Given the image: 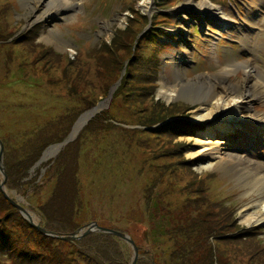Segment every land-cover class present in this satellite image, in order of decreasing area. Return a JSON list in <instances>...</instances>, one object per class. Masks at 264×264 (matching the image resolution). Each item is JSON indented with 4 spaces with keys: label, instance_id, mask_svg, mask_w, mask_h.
Instances as JSON below:
<instances>
[{
    "label": "rangeland",
    "instance_id": "1",
    "mask_svg": "<svg viewBox=\"0 0 264 264\" xmlns=\"http://www.w3.org/2000/svg\"><path fill=\"white\" fill-rule=\"evenodd\" d=\"M67 1L79 5L68 12L63 5L51 8L53 15L43 19L40 6L37 11L26 0H0V150L2 144L6 168L0 181L23 184L20 192L6 183L5 193L34 215V223L48 222L41 209L53 197L54 204L65 201L63 215L73 232L98 223L129 235L139 248L136 264H264V224L244 225L253 214L243 208L247 182L238 180L234 164L216 167L219 154L209 150L223 142V154L245 161L238 168L264 164V129H256L253 144L241 134L250 131L247 120L197 123L186 109L193 103L202 106L199 114L210 113L215 101H196L189 93L247 82L253 101L237 114L264 117V54L246 51L259 33L244 46L247 28L238 20L253 11V0H236L244 10L234 0ZM188 1L207 3L210 13L187 10ZM223 6L236 22L219 21ZM150 59H156L152 78L140 65ZM175 85L183 91L168 99L162 92L173 93ZM87 113L92 115L74 136ZM182 121L195 129H170ZM66 140L56 156L44 159ZM1 192L0 227L14 234L20 249L58 247L77 252L72 264H105L93 256L95 249L65 243L73 241L34 242L43 236L27 228L25 215ZM115 239L122 247L112 250L121 260L123 250L132 264V245ZM0 264L19 263L0 256Z\"/></svg>",
    "mask_w": 264,
    "mask_h": 264
},
{
    "label": "bare ground",
    "instance_id": "2",
    "mask_svg": "<svg viewBox=\"0 0 264 264\" xmlns=\"http://www.w3.org/2000/svg\"><path fill=\"white\" fill-rule=\"evenodd\" d=\"M71 1V0H70ZM35 4V5H34ZM26 5H34V9L40 11L39 15H42L43 19L46 17H51L53 14L50 12L51 8H61L64 10V12H68L69 9L74 7L75 5H79L78 3H73V2H68L67 0H26ZM264 5V0H258V3H255V6H263ZM38 6H40L38 8ZM187 10L192 9L194 12H198L201 15H206L209 10L208 4L207 3H201L199 7H194L193 3L191 1H188L186 4ZM38 8V9H37ZM43 9V11H41ZM49 10L46 15L45 12ZM53 10V9H52ZM258 12H261L259 9H257ZM256 11V12H257ZM257 12V13H258ZM51 13V14H50ZM222 18L224 19H230L234 21L232 18L231 14H226V11H221ZM59 15V14H55ZM40 19L42 18L39 16ZM244 22V21H243ZM241 21V23L243 24ZM246 24L249 26H258L259 29H262L261 32L258 34V39L256 40V48L258 51L263 52L264 54V12L262 16L260 17L259 20H256L254 23V19L251 18V15H249L246 20ZM251 35L248 33L243 34V43L247 45V43L250 42ZM246 66L248 69H253L250 68L249 63H246ZM233 71H225L224 73L227 74H232ZM263 73H257V76H261ZM258 80H261V78H257ZM264 84V80L263 83ZM244 88L241 85L230 83L229 85H223V86H215L213 88H210L208 92L204 95L197 96V94L189 93V96L195 97L196 101L209 98V99H215V101L212 103V109L210 110V113L206 114H199V111L202 109L200 106L199 108H194L196 107L195 104L192 102L191 105H187L188 108L191 110L189 111L190 114H192V118L194 122L197 123H204V122H209L211 119H216V118H227L230 116L231 117L228 121H231L232 123H242L244 120H247L248 123L246 125L245 131H250L244 132L241 134H246L245 137H249L246 139V141H252L253 144L257 143V136L259 133H255L256 129L260 132L261 130L264 129V117L258 116L256 114H251L249 116L242 117L238 113L239 108H241L243 105H248L250 104L253 99L251 98V88H249V84L247 82L243 83ZM166 88V87H165ZM173 90H171L173 93L169 94L170 90L162 92L165 94V96L168 99H173L175 96L179 97L183 91V88L180 85H175L173 86ZM175 93V94H174ZM195 101V102H196ZM240 104V105H239ZM239 105V106H237ZM204 106V105H203ZM194 108V109H193ZM95 111V110H93ZM92 115L86 114L84 115L78 122L75 130H74V136L77 134V132L81 131L82 127L84 124L89 120V117ZM251 143V142H250ZM251 143V145H252ZM223 142H216V144H213V146L209 149L210 150V156H213V154H219L215 160L219 159L220 161L215 165L218 167L221 163L227 162L234 164L235 166L233 168H236L238 171V180L244 183L245 181L247 184L244 183V187L247 188V194L249 195L247 199L243 200V208H246L245 211L247 210H253V214L250 218H247L244 222V225H247L246 227H249L253 224L257 223H263L264 224V164L257 163L255 166H242V168H238L237 164L245 163L242 159L239 158V156H235L232 154H226L222 153L224 151L223 148ZM253 148V147H252ZM254 149V148H253ZM60 148L58 146H54L51 149H49L45 155L44 159H50L53 156H56L59 153ZM222 154V155H220ZM4 163V159H3ZM5 165V163H4ZM261 201L260 205H252L253 203H257ZM31 218L35 222L36 219L34 215H31Z\"/></svg>",
    "mask_w": 264,
    "mask_h": 264
},
{
    "label": "trees",
    "instance_id": "3",
    "mask_svg": "<svg viewBox=\"0 0 264 264\" xmlns=\"http://www.w3.org/2000/svg\"><path fill=\"white\" fill-rule=\"evenodd\" d=\"M155 62H156V59H150L140 64L145 68V70L147 71V75L150 78H152V73L156 66ZM186 109L189 111L188 106L186 107ZM182 123L183 124H180V123L173 124L171 125L170 129L171 130L174 128L183 129L184 126L190 127L191 130L195 129L196 125L194 126L191 124H187L183 121ZM34 162L35 160H31L28 163V166H27L28 168L26 167L24 169V173H26V171L33 166ZM6 183H7L8 189L10 190H13V189L20 190L21 186L23 185L21 183L17 184V182H15L13 179L10 180V182H6ZM73 184H75V182H73ZM3 197L5 196L3 195ZM64 199H66V197H64ZM53 201L54 200L52 197V199L45 205L44 209H41V211L45 214V219H47L48 221L47 223L41 222V226L59 235H67L66 232H70V231L73 232V230L75 229L74 226L72 224H69L68 222L69 220L67 221V216L63 215V208L65 207V201H62L61 204L59 203L54 204ZM53 224L54 225L57 224L58 226L63 227L64 230H60V229L57 230L56 228H54ZM27 228L32 229L34 232L36 231L38 232L39 235L41 234L43 236L42 238H44V240L34 241V242L40 243V245L46 244L47 246L48 245L47 242H51V239L55 241V239L42 234L39 230L32 227L29 223L27 225ZM8 231L9 230L6 227H3V225H1L0 227V256L1 257H7V259H10V260H12V258L15 257L19 264H64L65 262H70L72 264L73 262H77L76 255H75L77 252L72 251L68 253L66 250H63V248L61 249V251H59L60 249H58V247H55V249H52L51 246L41 247V249L33 250V247L31 249V246L28 245L27 248L20 249L21 244H19L14 234L11 231L8 233ZM30 236L33 240L34 238H37L34 236V234ZM115 238H116L115 236H112L110 234L95 232V234L91 233L89 236L84 237L82 240H77L73 242H65V241L63 242L69 243L70 247H75V248L76 247H89L91 249H95L96 253H93V256L96 257V255L98 254L103 259V262L105 264H111L112 262H114V264H127L126 260L123 259L125 255L123 250H120L122 260L118 258L117 252H114L112 250L113 247H122ZM81 254H83V252Z\"/></svg>",
    "mask_w": 264,
    "mask_h": 264
},
{
    "label": "water",
    "instance_id": "4",
    "mask_svg": "<svg viewBox=\"0 0 264 264\" xmlns=\"http://www.w3.org/2000/svg\"><path fill=\"white\" fill-rule=\"evenodd\" d=\"M68 141L66 140L65 141L66 143L58 144L57 146L61 149V147H63L64 144H67ZM0 171H1L2 175L4 177H6V168H5L4 163H3V145L2 144H1V150H0ZM5 184H6V179H3L2 181H0V189H1L2 193L5 194V197L8 200H10V202L23 215H25V217L27 219V222L32 227H34L37 230H39L42 234H44L46 236H49V237H52V238H57V239H60V240H64V241H77V240L82 239L85 236H88L89 234H91L93 232H101V233L110 234V235L118 237V238L126 241L130 245H132V247L134 249V259H133L132 264H136L137 263V260L139 258V249H138V246H137L135 240L132 237H130L129 235H127L125 233H122L120 231L113 230L111 228L102 227L98 223H90L89 225H87V226H85V227H83V228H81L79 230H76V231L72 232L69 235H58L57 233H54L52 231H49V230L43 228L41 226V220L39 221V223H34L32 218H31L30 213L25 208H23L21 205L13 202L10 199L9 195L5 193V189H6V185ZM83 230H84V232H83Z\"/></svg>",
    "mask_w": 264,
    "mask_h": 264
}]
</instances>
